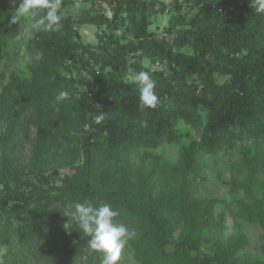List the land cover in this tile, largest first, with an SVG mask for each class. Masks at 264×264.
<instances>
[{
    "label": "trees",
    "instance_id": "16d2710c",
    "mask_svg": "<svg viewBox=\"0 0 264 264\" xmlns=\"http://www.w3.org/2000/svg\"><path fill=\"white\" fill-rule=\"evenodd\" d=\"M18 3L0 0V63L12 59L11 40L23 25L13 23ZM77 3L92 7L62 17L59 31L33 30L26 47L31 77H12L0 95V241L10 243L13 223L40 218L65 240H88L64 212L88 201L119 211L116 222L135 232L128 244L140 264H264L240 262L245 234L221 237L222 200L195 196L206 156L254 144L231 193L244 194L237 216L264 233V12L256 11V0H61L59 14ZM165 13L170 19L159 36L152 19ZM85 25L105 29L98 45L81 41ZM37 52L38 62L30 59ZM144 60L168 72L152 71ZM74 69L92 78L64 74ZM139 71L155 81V108H141L129 79ZM59 90L70 98L56 104ZM100 111L104 120L96 124ZM184 128L200 134L184 144ZM165 145L181 147L177 162L145 155L133 165L134 152ZM61 170L72 174L61 177ZM31 176L40 183L25 182ZM31 234L19 232L21 240Z\"/></svg>",
    "mask_w": 264,
    "mask_h": 264
},
{
    "label": "rangeland",
    "instance_id": "374dc122",
    "mask_svg": "<svg viewBox=\"0 0 264 264\" xmlns=\"http://www.w3.org/2000/svg\"><path fill=\"white\" fill-rule=\"evenodd\" d=\"M166 4H170L173 0H161ZM106 5V4H105ZM19 3L16 4L12 11L18 8ZM92 3H81L79 7L72 5L63 10L61 17L70 15H77L82 10H89ZM108 6L106 5V8ZM171 8V7H170ZM108 9V8H107ZM186 10V9H185ZM184 10V11H185ZM168 11V10H167ZM190 12V11H188ZM195 11H191L194 13ZM108 16H111L108 11ZM18 20L22 22V27L11 40V54L12 59L0 63V95L3 88L9 83L10 79L15 76L23 78H30L31 73L29 69L27 43L31 37L33 30L30 25L34 22L33 18L27 16H18ZM170 14H159L152 20L151 31L157 33L159 36L163 34L168 25ZM104 28L85 25L80 28V39L84 44L92 46L98 45L97 34L104 32ZM191 52V50H187ZM144 66L153 70L168 72L166 66L160 62L151 64L148 60L143 61ZM96 68V67H95ZM94 68V69H95ZM98 69V66L97 68ZM95 69V70H96ZM67 76H87L92 78L86 70L74 69L73 73H64ZM223 80L220 79V82ZM29 109L25 115H29ZM188 134L184 140V144L196 139L199 132L190 131L188 128L183 129ZM5 132L3 129L0 136ZM35 130L32 129L29 134V143L26 145L23 154L24 164H28L31 155L32 144L35 141ZM256 146L252 143H238L233 147L226 146L220 152L214 155L206 156L203 160V178L199 181L196 198L198 199H220L224 203L216 207V213L225 214L224 227L221 230V237L225 242H228L232 237L239 233H243L248 237L249 245L240 254V262L244 263L251 260H262L264 255L262 252V245L264 243V233L262 229L256 225L250 224L237 216V201L244 200L243 193L232 194L231 188L234 178H243L240 170L241 162L244 158V153L248 150L254 151ZM181 154L180 146L165 145L155 151L139 150L133 153L132 163L138 168L144 161L145 155L160 156L165 160L175 163L179 160ZM61 177L72 174L70 170H61ZM243 174V173H242ZM25 182L29 184H39L40 178L37 176L24 178ZM32 189V187H30ZM29 188V189H30ZM64 212L71 213L70 210ZM47 219H31L24 223L15 222L11 226L10 243H3L0 241V264H101L102 254L90 249L87 245L88 240H85L81 235L80 239L69 237L70 240H65L64 237L55 234L51 229ZM67 231L71 230V225L66 224ZM78 229V228H76ZM32 232L28 240H21L19 232ZM81 234V233H80ZM170 250L173 248L170 247ZM204 252H208L205 248ZM121 264H140L135 258V252L129 246L124 249L121 256Z\"/></svg>",
    "mask_w": 264,
    "mask_h": 264
},
{
    "label": "clouds",
    "instance_id": "9594fccd",
    "mask_svg": "<svg viewBox=\"0 0 264 264\" xmlns=\"http://www.w3.org/2000/svg\"><path fill=\"white\" fill-rule=\"evenodd\" d=\"M18 2L13 23L18 16H27L33 18L34 22L30 27L34 30L59 31L62 27V17L59 14L61 0H18ZM76 7H79L78 3ZM256 11L264 12V0H256ZM41 58L42 54L37 52L30 59L38 62ZM129 79L138 85L141 108H155L158 97L155 92V81L149 73L139 71L131 74ZM69 98L70 93L67 90H59L54 97L56 104ZM104 116L105 113L100 111L93 117V122L101 123ZM83 128L87 131L90 125L86 123ZM119 215V211L110 204L94 205L88 201L75 203L70 213L83 233L90 237L88 239L90 249L102 254L101 264H119L124 249L135 237V232L130 231L125 224L116 222V217Z\"/></svg>",
    "mask_w": 264,
    "mask_h": 264
}]
</instances>
